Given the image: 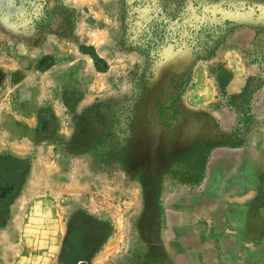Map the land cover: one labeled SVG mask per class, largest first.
Masks as SVG:
<instances>
[{"label": "rangeland", "instance_id": "obj_1", "mask_svg": "<svg viewBox=\"0 0 264 264\" xmlns=\"http://www.w3.org/2000/svg\"><path fill=\"white\" fill-rule=\"evenodd\" d=\"M120 1L0 0V34L12 44L53 33L98 71L125 66L108 95L81 115L69 109L73 136L51 149L50 172L45 164L46 175L57 174L45 188L56 193L31 198L19 222L25 254L34 264L59 255L60 264H225L224 253L233 258L226 264H264V195L246 208L235 203L264 171V0H128L131 14L168 18L175 37L152 60L119 45ZM89 29L104 39L88 45ZM219 64L232 76L226 95ZM252 64L261 73L247 77ZM122 97L137 119L111 147L103 136L123 104L101 114L93 107ZM56 129L45 112V141ZM195 146L209 150L199 181L190 177L196 158L185 157Z\"/></svg>", "mask_w": 264, "mask_h": 264}, {"label": "crops", "instance_id": "obj_2", "mask_svg": "<svg viewBox=\"0 0 264 264\" xmlns=\"http://www.w3.org/2000/svg\"><path fill=\"white\" fill-rule=\"evenodd\" d=\"M101 38L92 29L86 31L88 45H97ZM249 69L247 77L261 73L260 65L252 64ZM124 73L125 66L114 68L112 63L106 71H98L81 48L53 33L17 44L0 34V264H34L32 254H25V241L20 242L17 230L29 212L30 199L44 198L48 190L51 195L52 189L46 190L45 185L57 174L46 175L45 164L49 167L51 149L73 136L69 109L81 115L98 98L108 95ZM68 92L80 93V97L69 103ZM45 112L57 123L55 136L46 141L42 136ZM255 176L256 182L235 197L241 208L264 195V171ZM219 257L225 264L233 261L225 253ZM238 257L241 255H235L236 262ZM59 260L60 255L54 264H60ZM90 264H109V260H92Z\"/></svg>", "mask_w": 264, "mask_h": 264}, {"label": "trees", "instance_id": "obj_3", "mask_svg": "<svg viewBox=\"0 0 264 264\" xmlns=\"http://www.w3.org/2000/svg\"><path fill=\"white\" fill-rule=\"evenodd\" d=\"M137 5V3H135ZM132 6L128 0H121L119 2V16L121 19V38L119 40V45L128 52L138 53L143 57L149 58L150 60L157 57L160 52V47L166 44L167 40L174 39L172 32L168 30V24H166L167 17L163 15V12L153 13H134L132 12ZM132 21L129 22L128 20ZM130 23L132 27L130 28ZM102 70V68H99ZM217 80L220 87V91L223 95H226V89L231 82L232 76L225 69L222 64H219L216 68ZM261 77L251 78L242 94H245L248 90L250 83L254 80H260ZM141 99V97H140ZM127 97H122L121 99L113 100L109 99L103 103L96 104L93 108L97 110L99 114L105 111L111 110L112 106L116 103H122V108L120 115H114L111 121L108 122L106 126V134L103 136L109 138L110 146L114 147L122 144L124 138H118V135L124 137L127 132L133 129L134 122L136 121V114H134V109L132 108V103H129ZM101 112V113H100ZM252 120V117H249ZM249 125V124H248ZM107 140V139H106ZM232 145L238 146L241 142L235 140ZM209 150H201L198 146L192 148L185 157H195L196 165H198L191 174V179L201 180L205 173V165L208 161ZM121 157L119 153L116 157Z\"/></svg>", "mask_w": 264, "mask_h": 264}]
</instances>
